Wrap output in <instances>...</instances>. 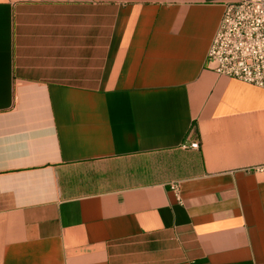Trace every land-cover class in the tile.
I'll use <instances>...</instances> for the list:
<instances>
[{"label": "crops", "instance_id": "0c3cea01", "mask_svg": "<svg viewBox=\"0 0 264 264\" xmlns=\"http://www.w3.org/2000/svg\"><path fill=\"white\" fill-rule=\"evenodd\" d=\"M235 1L0 0V264H264V88L207 67Z\"/></svg>", "mask_w": 264, "mask_h": 264}, {"label": "built area", "instance_id": "2783aa9c", "mask_svg": "<svg viewBox=\"0 0 264 264\" xmlns=\"http://www.w3.org/2000/svg\"><path fill=\"white\" fill-rule=\"evenodd\" d=\"M207 67L264 88V0H237L225 5L208 51ZM199 145L194 141L183 147L196 149ZM171 187L180 199L178 184Z\"/></svg>", "mask_w": 264, "mask_h": 264}]
</instances>
